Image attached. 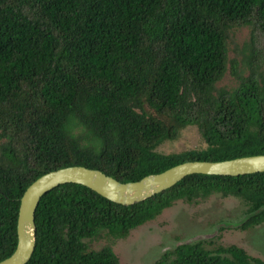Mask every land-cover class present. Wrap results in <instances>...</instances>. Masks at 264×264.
I'll return each instance as SVG.
<instances>
[{
  "label": "trees",
  "instance_id": "16d2710c",
  "mask_svg": "<svg viewBox=\"0 0 264 264\" xmlns=\"http://www.w3.org/2000/svg\"><path fill=\"white\" fill-rule=\"evenodd\" d=\"M249 40L229 59L235 29ZM233 87L219 86L227 72ZM195 127L201 150L156 149ZM264 155V0H0V262L17 245L19 201L39 177L80 166L121 183L185 162ZM213 195L264 223V172L192 174L124 206L78 184L43 195L25 264H119L124 239L176 201ZM152 264H264L231 245L179 244Z\"/></svg>",
  "mask_w": 264,
  "mask_h": 264
},
{
  "label": "rangeland",
  "instance_id": "374dc122",
  "mask_svg": "<svg viewBox=\"0 0 264 264\" xmlns=\"http://www.w3.org/2000/svg\"><path fill=\"white\" fill-rule=\"evenodd\" d=\"M249 34L248 27L235 29L228 44L229 59H239L238 53L249 40ZM234 85L228 71L218 87ZM204 148L205 143L197 129L187 127L175 141L163 143L156 151L168 155ZM245 211L244 202L234 197L213 195L195 203L176 201L153 220L131 230L124 239L102 233L86 243L91 250L110 246L119 264H152L175 246L197 241L206 249L234 245L249 256L264 261V223L241 230Z\"/></svg>",
  "mask_w": 264,
  "mask_h": 264
},
{
  "label": "water",
  "instance_id": "95a60500",
  "mask_svg": "<svg viewBox=\"0 0 264 264\" xmlns=\"http://www.w3.org/2000/svg\"><path fill=\"white\" fill-rule=\"evenodd\" d=\"M264 172V155L220 162H185L159 174L148 175L136 182L121 183L98 170L80 166L49 172L36 179L19 201L17 245L11 256L0 264H25L35 247L34 213L43 195L63 184L82 185L103 198L124 206L144 201L192 174L240 176Z\"/></svg>",
  "mask_w": 264,
  "mask_h": 264
}]
</instances>
